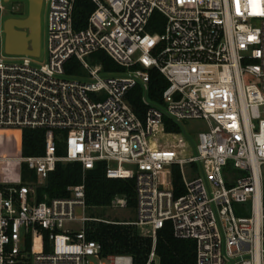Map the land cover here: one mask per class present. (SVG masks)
I'll return each mask as SVG.
<instances>
[{"label":"built area","instance_id":"1","mask_svg":"<svg viewBox=\"0 0 264 264\" xmlns=\"http://www.w3.org/2000/svg\"><path fill=\"white\" fill-rule=\"evenodd\" d=\"M91 1L87 25L76 29L75 0H43V62L41 52L6 53L0 40V129L46 131L44 154L1 158L27 164L37 180L0 182V264H134L128 254L102 256L91 222L135 226L153 241L149 263L170 222L176 238L196 242V264H264V0ZM97 52L122 70L86 61ZM72 58L84 73L67 74ZM153 68L168 81L160 103L148 95ZM136 86L143 119L128 100ZM191 119L210 124L197 143L180 127ZM167 120L180 130H167ZM70 161L85 170L104 162L108 178L134 179L136 219L87 215L84 183L38 201L37 187ZM229 164L245 175L227 179ZM247 201L251 216H237L233 203ZM128 205L116 195L109 207Z\"/></svg>","mask_w":264,"mask_h":264},{"label":"trees","instance_id":"2","mask_svg":"<svg viewBox=\"0 0 264 264\" xmlns=\"http://www.w3.org/2000/svg\"><path fill=\"white\" fill-rule=\"evenodd\" d=\"M95 9L91 0H75L74 24L76 29L84 28L90 13ZM155 13L154 19H161ZM102 59H111L105 52ZM107 57V58H106ZM107 59V61H108ZM112 60V59H111ZM114 62V61H113ZM105 63V62H104ZM68 75L75 76L83 72L81 63L72 58L65 66ZM105 70L111 67L104 64ZM168 81L157 69L150 70L149 97L156 103L161 102L162 93ZM143 91L136 86L129 91L128 100L134 111L143 119L145 105L142 102ZM167 130L179 131L180 127L168 120ZM46 131L43 128H2L0 129V182H23L37 180L36 173L27 164L17 160H1L19 156L42 155L45 152ZM63 143L57 142V154L62 155ZM64 155V154H63ZM84 183L86 203L89 208L109 206L116 195L127 197L128 204L135 205L134 179H112L106 175L105 163L97 162L93 169H84L77 161L58 162L44 184L37 187V200L66 197L69 187ZM175 197L184 193L185 185L179 167L173 169ZM88 238L98 241L102 246V256L110 254H128L134 264H196V242L191 239H179L173 235L172 225L167 222L158 232L156 255L158 261L149 263L153 241L143 237L133 225L111 224L104 222L89 223Z\"/></svg>","mask_w":264,"mask_h":264},{"label":"rangeland","instance_id":"3","mask_svg":"<svg viewBox=\"0 0 264 264\" xmlns=\"http://www.w3.org/2000/svg\"><path fill=\"white\" fill-rule=\"evenodd\" d=\"M1 4V1H0ZM6 4V7L8 6V9L10 8V12L14 11L13 4ZM12 8V10H11ZM7 9L5 8L2 13H0L1 18L0 22L5 19L4 17H7L5 14V11ZM14 12L8 13L12 14ZM47 5H44L42 9V35H41V55L37 58L39 62H43L47 55V38H46V32H47ZM21 15V14H20ZM23 16V15H21ZM1 22V23H2ZM1 40V48L4 49V38L3 35H0ZM102 53H96L90 56H87L85 59L87 62H89L91 65L94 64H101L104 66V64H107L111 67L110 72H119L122 70L121 67H119L113 60L111 59H102ZM105 62V63H104ZM108 71V70H106ZM84 73V72H82ZM181 129L184 130L188 135H191L194 138V141L197 143V137L200 132L208 131L210 129V124L207 120L204 119H191V120H184L182 121L180 125ZM65 151V150H64ZM65 154V152L63 153ZM62 154V155H63ZM263 174H264V166H263ZM245 175V172L239 169H235L232 167L231 164H229L228 172L226 174L227 179L235 180L239 176ZM233 209L237 216L242 217H248L252 214V208H251V202L247 201L244 203H233ZM87 215H93L99 218L113 220V221H133L136 219V209L135 205H128L126 208H112L109 206H97L89 208L87 211ZM97 264L101 263V260H96ZM105 261L107 264L108 262ZM158 261V259H156Z\"/></svg>","mask_w":264,"mask_h":264},{"label":"water","instance_id":"4","mask_svg":"<svg viewBox=\"0 0 264 264\" xmlns=\"http://www.w3.org/2000/svg\"><path fill=\"white\" fill-rule=\"evenodd\" d=\"M28 3L27 17L12 16L3 21L4 50L8 54L40 55L43 0H28Z\"/></svg>","mask_w":264,"mask_h":264},{"label":"flooded vegetation","instance_id":"5","mask_svg":"<svg viewBox=\"0 0 264 264\" xmlns=\"http://www.w3.org/2000/svg\"><path fill=\"white\" fill-rule=\"evenodd\" d=\"M0 1H1V4H3L5 8H6V4H11V5L13 4L14 11L12 12L14 13H12L11 16L21 17V18H25L28 16V8H29L28 0H10L8 2H5L4 0H0ZM20 14L23 16H21ZM2 35L5 41L4 33H2Z\"/></svg>","mask_w":264,"mask_h":264},{"label":"crops","instance_id":"6","mask_svg":"<svg viewBox=\"0 0 264 264\" xmlns=\"http://www.w3.org/2000/svg\"><path fill=\"white\" fill-rule=\"evenodd\" d=\"M6 9H7V10L5 11V14L7 15V17H12L11 14H8V13H11V12H12V11L10 12V8L8 9V6H7ZM11 10H12V9H11ZM7 17H4V18L6 19ZM13 17H14V16H13ZM5 19H4V20H5ZM4 20H3V21H4ZM2 24H3V22H2Z\"/></svg>","mask_w":264,"mask_h":264}]
</instances>
